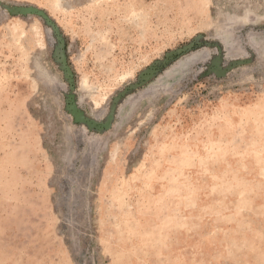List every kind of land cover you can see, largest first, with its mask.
<instances>
[{"label": "rangeland", "instance_id": "obj_1", "mask_svg": "<svg viewBox=\"0 0 264 264\" xmlns=\"http://www.w3.org/2000/svg\"><path fill=\"white\" fill-rule=\"evenodd\" d=\"M0 264H264V0H0Z\"/></svg>", "mask_w": 264, "mask_h": 264}, {"label": "water", "instance_id": "obj_2", "mask_svg": "<svg viewBox=\"0 0 264 264\" xmlns=\"http://www.w3.org/2000/svg\"><path fill=\"white\" fill-rule=\"evenodd\" d=\"M27 12L33 13V14H38V15L42 16L43 18L45 17L46 20L49 21L48 18L43 14V12H41L39 10L32 8V9H29ZM66 72L69 74V71L67 69H66ZM70 111H71L73 118L75 120H77L78 122L84 124L89 130H92V131H101L102 130V128L99 125H97L95 122L83 118L82 115H80V113H78L74 108H71Z\"/></svg>", "mask_w": 264, "mask_h": 264}]
</instances>
